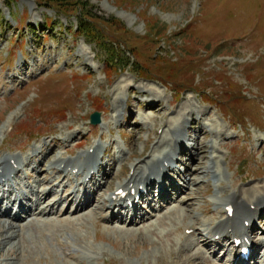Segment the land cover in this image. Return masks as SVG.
<instances>
[{"label":"rangeland","instance_id":"374dc122","mask_svg":"<svg viewBox=\"0 0 264 264\" xmlns=\"http://www.w3.org/2000/svg\"><path fill=\"white\" fill-rule=\"evenodd\" d=\"M94 112L101 114L104 127L90 125ZM191 112L207 126L193 142L206 154L187 162L191 190L175 207L188 222L199 219L194 224L201 228V221L213 223L219 216L210 203L215 180L201 168L212 155L210 130L223 133L221 144L229 142L212 155L218 163V196L235 189L246 198L264 185V0H0V161L26 157L45 142L48 156L39 178L50 179L55 160L75 159L101 139L102 146L111 145L115 164L102 188L105 200L131 176L132 164L151 160L173 122L189 137L195 134ZM117 114L122 117L115 120ZM167 139L155 155L171 150L172 136ZM120 148L124 156L115 161ZM65 208L61 205L59 213ZM68 210L53 223L82 221L77 218L84 213ZM89 215V223L78 230L88 251L74 250L76 239L62 232L56 241L38 239L50 256L40 252L37 259H21L17 250L8 255L0 245V259L6 264H171L163 251V259H156L159 245L149 231L120 229L100 222L99 214ZM175 234L179 242L190 243L185 226ZM153 250L155 255L148 256ZM197 250L183 249L181 259L188 263L180 264H199L191 260Z\"/></svg>","mask_w":264,"mask_h":264},{"label":"bare ground","instance_id":"6f19581e","mask_svg":"<svg viewBox=\"0 0 264 264\" xmlns=\"http://www.w3.org/2000/svg\"><path fill=\"white\" fill-rule=\"evenodd\" d=\"M148 99L152 100L149 97H148ZM147 106H149L151 108H155L156 106H158V104L155 105L154 103L153 104L148 103ZM118 112H121V111H118ZM122 114L123 113H121V115ZM193 116L194 115L192 113L190 124H191V126L193 124V127L195 128V134L193 136L194 137L193 141H195L197 143V140L199 138L198 131L200 129H206L207 126L205 127V124L203 122H200L202 120H200V121L194 120ZM121 117H118V114H117L115 120H117ZM171 125H172L171 130H168L167 132L163 131V133L160 137V141H158L159 142L158 145L156 147L154 146V151H152L153 153L150 156L151 160L146 161V162L141 161L139 163L132 164L131 168L134 169L133 175L130 176V178L124 184H119V187L117 188V190L122 189V188L124 190H127L129 187H131V185L135 186L136 184L138 186L140 184V181H148V183L151 184L152 177H158L159 173H161V169L164 168V169L170 170L171 168H173V170H174L173 164H174L175 160L177 159L175 157L176 156L175 153L185 152L184 148L181 147V144L184 143V140L186 138V136H185L186 132L182 131L181 128L177 129L176 128V122H173V124H171ZM210 132L212 135H214V139H216V141H217V144L214 145L213 144L214 139H213V141H210V143L208 145V148H210V152H211V150L213 151V152H211L213 155V153L217 150L218 146H221V145L226 146V145H228L229 142H227V138H226V139H224L225 141L222 144H220L219 136L223 135V133L220 130H217V129L215 131L210 130ZM169 136L170 137L172 136V139L175 137L178 139L177 142L180 145L179 148H175L173 151H171V150L166 151L167 153H165V151H161L159 156L155 155L154 153L159 152V150H161V148L169 142V139H167ZM218 139H219V141H218ZM193 145L194 146L192 147V149H194L196 151V153L191 155L190 160L194 162V160L197 159V155H201V153H204V155H205L206 152L203 149L201 152L200 148H197L195 144H193ZM46 146H47V143L44 142L41 147L34 148L32 150V153L31 154L28 153V157L24 158L26 160H22L19 156H10V157L3 156L2 160L0 161V184L2 182H7L10 185L13 184V187L16 188V186H15V180L17 179L16 176H18L17 174H20L21 171H19L18 169L15 170L14 171V173H15L14 177H11V178H9V176H6L4 171L3 172L1 171V169H6L11 164V161H13L14 164H30L29 162H30L31 156L40 157V161H39V163H37L38 166L36 167V169L34 168V170H38L39 166L41 164H44L43 162L45 161V159L48 156V152L45 151V150H47V149H45ZM170 147L172 148V146H170ZM170 147H168V148H170ZM54 148L55 147H52V149L49 152H52V150L54 152ZM204 155H203L202 161H204L206 159V157H204ZM212 155H211L210 161L206 165L202 164L201 168L204 167V169L207 170L208 175L212 174V176L216 180V182L219 183L220 177H219L218 163L215 161V158ZM60 160L61 159L55 160L50 165L54 166V168L56 167V165L58 166V164L60 166L62 163H64L63 162L64 160L63 161L62 160L60 161ZM164 162H167L168 165L165 166ZM195 164L197 166L196 161H195ZM188 169H189V167H188ZM200 174L203 175V172ZM184 176L187 179V177H186L187 173L184 174ZM57 177H58V175H57ZM66 178H67V176L64 179H66ZM57 181H58V179L55 178L54 176H52L51 179L49 180L48 184H53V183H56ZM184 183L191 187V180L190 179L185 180ZM172 186L174 187L175 190H177V191L179 190V188L176 187L175 185H172ZM9 187H11V186H9ZM64 187H65V185H64ZM26 188H31L32 190H35L32 183H29V185ZM64 192H65V189H64ZM248 192H249V190H248ZM53 193H54V188L44 191L43 196L39 199L37 198V201L34 202L32 209L27 208L23 204L21 205V210H23V212L26 213L28 217L31 216L33 211H38V212L34 213V215L36 214L38 216H41V218H36V219L34 218L33 220H31L30 223H28L26 225H23V224L16 222V221H21V217L15 216V214L12 215L8 211H5L2 213V217L3 216L4 217L6 216L8 218L12 217V220H15V221H12L8 224H7V222H3L2 220H0V224H1V227H0V234H1L0 245H2V247H3L2 250L5 251L6 254L10 255L9 253H11L14 250H17L16 252L22 254V256H20L21 259H24V258L25 259L26 258H36L37 259L38 258L37 255L40 252L48 253V256H50L51 254H50L48 248L46 246H44V244L41 243L42 240L39 241L38 239L43 238V237H48V238H50V240L52 238L56 241L59 234L62 232L67 233L68 235H71L74 237V239H76V241L74 240L73 244H74V246H78V248H74V250H80V251L83 250L82 252H84V250L88 251L87 247L90 248V246L85 245L82 247L79 243L82 241V239H81V234H79L80 231H78V230H79V226L81 224H82L81 226H85L86 224L89 223V219H91V216L89 214H84L83 216L78 215L79 218H77V219H79V220L82 219V221L77 222V220H76V222H74V220L73 221L68 220L67 221L68 224H61V225L52 224L51 219H48V220L43 221V222L41 221L43 219V217L52 216L53 214H55V207L58 206L59 203H55L54 205L48 206L45 209H40L41 205H43L47 201L48 196H50V194H53ZM102 193H103V191H102ZM218 194H219V192H217L216 197L214 198V201H213L214 205L218 208L217 211H218L219 217L221 216L219 218L218 223L217 222L210 223L211 221L209 223H207V222L202 223V221H201V224H202L201 228L202 229L198 228L194 223L196 221H198L199 219H196V217H195V220L193 218L194 221L189 220V222H188L189 217H187L188 216L187 214L185 215V213L181 212V210H177L176 207H171V208L167 209L166 212H164V214L161 217L157 218V220L155 219L156 220L155 222L147 223L150 219L146 217V214L141 215V218H139V220H140V223L143 222L144 225H142L141 227L139 226L138 230H136V231L140 234H144L145 232L149 231L148 235L154 236V240L152 242H155L156 244L159 245L156 248L158 250L159 254L156 253L157 251L155 252L158 255V256L156 255V259H158V260L163 259L162 258L163 256L160 257V252H159V251H163L162 254H164L165 256L167 254H170V259L172 260L171 264H180L182 262L188 263L187 258H185L184 260L181 259L184 256L181 255L180 252L183 250V248H184V251L193 249L192 247H193L194 243L192 241L190 243H187L186 239L190 241L189 238H191L193 235H195V234H192L191 237L186 238L185 239L186 242H179V239L177 237H175V235H176L175 233L178 232V230L181 226H185L186 230H192L193 233L195 232L196 234L197 233L201 234L203 239H204L202 241L204 244L203 246H204V248H207L209 246H211V247L214 246L215 242L213 241V238L216 235H222L225 238H232L234 236L240 237V235H242L244 233V231L249 230V228L245 229L243 227L245 221H250L252 224V227H253L254 226L253 225V218L256 215L260 214V215H262L261 217H264V185L261 187H255L252 190H250V196H248L246 198H243L244 196L243 197L241 196L240 191L235 190V189L231 190L230 194L227 197L224 195L222 197H219ZM67 197H68V195H66L65 198H67ZM62 198H63V200H65L64 197H62ZM223 198H225V199H223ZM21 199L24 200L23 197ZM166 199H170V197L167 195ZM81 202L78 203L79 206L75 210V213H81V212L85 211V207L86 208L91 207V205H90L92 202L91 196H87L84 200H81ZM249 205H255V210L252 211L251 209H249ZM229 206L234 207V213H233L232 218H229V216H226L227 215V208ZM162 208H163V206H162ZM221 208H222V211H221ZM205 212L210 213V211H205ZM96 213H98V212H96ZM103 213L104 212H102V214ZM118 216H119V214H116L115 217H118ZM138 216H139L138 214H134V217H136V219L134 221L133 220L130 221L131 223L129 225H133V226L137 225ZM113 217L114 216H112V220L115 218V217L114 218ZM241 219H242V224L240 222ZM145 223H147V224H145ZM252 227H250V229H252ZM131 234H132V232H131ZM206 235H207V237H206ZM127 239H129V238H127ZM197 245H199L198 242H197ZM170 249H172V251ZM19 250H21V251H19ZM166 250L170 251L171 253L167 252ZM96 252H98V251H96ZM100 252H102V250ZM173 252H175V254L177 256L176 261H175ZM24 253H25V256H23ZM152 253H154V250L150 251L148 256L149 255L152 256ZM155 253L153 255H155ZM177 254H179L181 257H179ZM191 257L193 258V259H191L192 261H194L195 259H198V256L196 254H193V253H192ZM251 257H252L251 260L247 264H255V263L257 264L258 256L256 254L252 253ZM172 258H174V259H172ZM71 259H73L74 262H80V263L84 261V258H82V257L81 258L72 257ZM156 259H155V261L157 262L158 260H156ZM202 260L205 263H207L206 259L202 258ZM5 261L6 260L0 259V264H6ZM190 262L191 261H189V264H190ZM7 264H20V261L18 260L17 263L12 262V263H7ZM240 264H243L241 259H240Z\"/></svg>","mask_w":264,"mask_h":264},{"label":"water","instance_id":"95a60500","mask_svg":"<svg viewBox=\"0 0 264 264\" xmlns=\"http://www.w3.org/2000/svg\"><path fill=\"white\" fill-rule=\"evenodd\" d=\"M91 122L92 124L96 125L100 123V114L95 113L91 116Z\"/></svg>","mask_w":264,"mask_h":264},{"label":"trees","instance_id":"16d2710c","mask_svg":"<svg viewBox=\"0 0 264 264\" xmlns=\"http://www.w3.org/2000/svg\"><path fill=\"white\" fill-rule=\"evenodd\" d=\"M83 23H84V22L81 20V21H80V28H81V26L83 25ZM79 31H82V29H81V30L79 29ZM82 32H83V31H82ZM109 55H110V53H109ZM112 55H114V54L112 53ZM115 55H117V54L115 53ZM114 61H115L116 64H119V57H118V59L115 58ZM111 62H113V61H111Z\"/></svg>","mask_w":264,"mask_h":264}]
</instances>
